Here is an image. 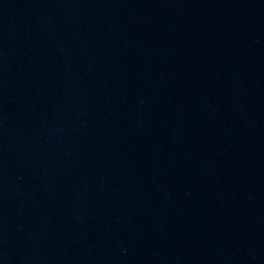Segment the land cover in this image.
I'll return each instance as SVG.
<instances>
[{"label": "water", "instance_id": "1", "mask_svg": "<svg viewBox=\"0 0 264 264\" xmlns=\"http://www.w3.org/2000/svg\"><path fill=\"white\" fill-rule=\"evenodd\" d=\"M0 264H264V0H0Z\"/></svg>", "mask_w": 264, "mask_h": 264}]
</instances>
